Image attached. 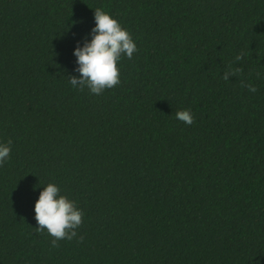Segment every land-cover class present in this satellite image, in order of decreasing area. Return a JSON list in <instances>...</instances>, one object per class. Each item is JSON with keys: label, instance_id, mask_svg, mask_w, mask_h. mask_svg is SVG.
<instances>
[{"label": "trees", "instance_id": "16d2710c", "mask_svg": "<svg viewBox=\"0 0 264 264\" xmlns=\"http://www.w3.org/2000/svg\"><path fill=\"white\" fill-rule=\"evenodd\" d=\"M96 8L138 49L101 95L68 78ZM9 139L0 264H264V0H0ZM48 183L84 212L58 248L36 231Z\"/></svg>", "mask_w": 264, "mask_h": 264}, {"label": "clouds", "instance_id": "9594fccd", "mask_svg": "<svg viewBox=\"0 0 264 264\" xmlns=\"http://www.w3.org/2000/svg\"><path fill=\"white\" fill-rule=\"evenodd\" d=\"M95 26L90 30L91 40L85 39L83 46L77 42L73 55L76 57L77 76H69V83L73 88L84 91L85 88L91 94L101 95L105 90L120 85V69L118 67L122 57L129 60L138 51L132 34L121 23L113 18L102 8L94 10ZM241 52L234 57L232 63L223 73L222 79L229 80L242 74L243 69L233 67V63L243 60ZM260 77V73H256ZM241 86L255 93L257 88L250 83L241 82ZM176 119L191 126L195 117L190 109H184L175 113ZM12 140L0 143V165H3L11 156ZM35 220L38 233L47 232L53 239L51 247L58 248L59 241H72L77 238V229L83 223L84 212L78 208L74 200L60 194V188L54 183H48L39 193L34 204ZM84 236H79L77 242H83Z\"/></svg>", "mask_w": 264, "mask_h": 264}]
</instances>
